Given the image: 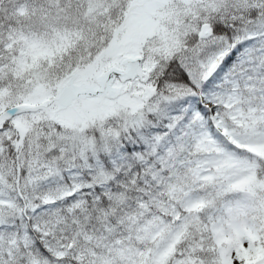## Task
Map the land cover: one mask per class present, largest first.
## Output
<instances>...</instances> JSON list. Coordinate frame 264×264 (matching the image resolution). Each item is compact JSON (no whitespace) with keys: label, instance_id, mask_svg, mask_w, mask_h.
I'll return each instance as SVG.
<instances>
[{"label":"snow or ice","instance_id":"obj_1","mask_svg":"<svg viewBox=\"0 0 264 264\" xmlns=\"http://www.w3.org/2000/svg\"><path fill=\"white\" fill-rule=\"evenodd\" d=\"M0 264H264V0H0Z\"/></svg>","mask_w":264,"mask_h":264}]
</instances>
